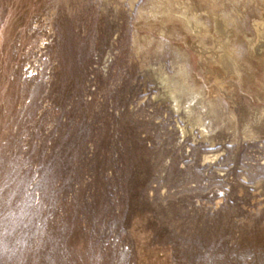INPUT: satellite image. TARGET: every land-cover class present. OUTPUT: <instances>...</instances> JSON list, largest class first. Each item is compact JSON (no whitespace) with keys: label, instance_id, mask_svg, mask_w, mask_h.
<instances>
[{"label":"rangeland","instance_id":"374dc122","mask_svg":"<svg viewBox=\"0 0 264 264\" xmlns=\"http://www.w3.org/2000/svg\"><path fill=\"white\" fill-rule=\"evenodd\" d=\"M146 1L0 0V264H264V137L197 145L146 76L156 62L137 67ZM167 40L238 121L264 104L258 60L251 81H217Z\"/></svg>","mask_w":264,"mask_h":264},{"label":"bare ground","instance_id":"6f19581e","mask_svg":"<svg viewBox=\"0 0 264 264\" xmlns=\"http://www.w3.org/2000/svg\"><path fill=\"white\" fill-rule=\"evenodd\" d=\"M134 1L129 0L130 8ZM258 2L262 3L260 15L252 22L254 39L249 41L241 27L242 18L247 5ZM135 27L132 50L139 58L138 69L156 62L157 67L146 76L152 77L159 100L167 103V110L178 116L177 121L201 136V146L207 144L205 141L213 145L264 137V104L246 107L238 121L235 110L226 109L219 98L211 96L205 84L191 75L186 51L173 47L167 40L185 36L206 73L217 81L228 74L236 80L251 81L255 77L251 59L264 66V0H147L137 12ZM141 28L155 30L158 36L141 34L137 31ZM166 45L173 55L170 74L162 58ZM257 89V98L264 101V82Z\"/></svg>","mask_w":264,"mask_h":264},{"label":"built area","instance_id":"2783aa9c","mask_svg":"<svg viewBox=\"0 0 264 264\" xmlns=\"http://www.w3.org/2000/svg\"><path fill=\"white\" fill-rule=\"evenodd\" d=\"M180 136H181V137L184 136L183 133H181ZM191 141H193L194 143H197V142H198L197 140L194 141V140H193V137H192ZM198 144H200V143L198 142L197 145H198Z\"/></svg>","mask_w":264,"mask_h":264}]
</instances>
